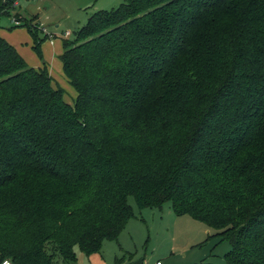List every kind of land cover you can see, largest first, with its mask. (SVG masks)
Listing matches in <instances>:
<instances>
[{
	"label": "trees",
	"instance_id": "trees-1",
	"mask_svg": "<svg viewBox=\"0 0 264 264\" xmlns=\"http://www.w3.org/2000/svg\"><path fill=\"white\" fill-rule=\"evenodd\" d=\"M60 59L73 106L0 36V261L98 252L132 196L217 230L225 264H264V0H122Z\"/></svg>",
	"mask_w": 264,
	"mask_h": 264
},
{
	"label": "rangeland",
	"instance_id": "rangeland-1",
	"mask_svg": "<svg viewBox=\"0 0 264 264\" xmlns=\"http://www.w3.org/2000/svg\"><path fill=\"white\" fill-rule=\"evenodd\" d=\"M0 14V36L11 43L28 66L43 63L52 77V86L63 91V99L74 105L76 91L66 77L60 54L63 40L75 32L98 10H110L122 0H17ZM114 3V4H113ZM19 15L20 23L13 24ZM28 21V22H27ZM69 32V36H64ZM39 42V53L33 46ZM132 217L117 239H104L98 252L84 254L75 247L76 260L64 264H225L230 242L217 230L188 214L176 215L171 202L160 207L139 208L128 197Z\"/></svg>",
	"mask_w": 264,
	"mask_h": 264
},
{
	"label": "built area",
	"instance_id": "built-area-1",
	"mask_svg": "<svg viewBox=\"0 0 264 264\" xmlns=\"http://www.w3.org/2000/svg\"><path fill=\"white\" fill-rule=\"evenodd\" d=\"M20 23V21L18 19H16L15 17H13V24L18 25ZM69 32H66L64 34V36H68ZM0 264H13L12 261L10 259H3L0 261ZM155 264H160V261H157Z\"/></svg>",
	"mask_w": 264,
	"mask_h": 264
},
{
	"label": "crops",
	"instance_id": "crops-1",
	"mask_svg": "<svg viewBox=\"0 0 264 264\" xmlns=\"http://www.w3.org/2000/svg\"><path fill=\"white\" fill-rule=\"evenodd\" d=\"M117 0H112V2H116ZM16 4H18V2H16ZM114 4V3H113ZM69 36V35H68ZM157 262V261H156Z\"/></svg>",
	"mask_w": 264,
	"mask_h": 264
}]
</instances>
